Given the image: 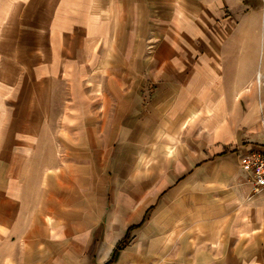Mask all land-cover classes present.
<instances>
[{"label":"crops","instance_id":"crops-1","mask_svg":"<svg viewBox=\"0 0 264 264\" xmlns=\"http://www.w3.org/2000/svg\"><path fill=\"white\" fill-rule=\"evenodd\" d=\"M263 145L264 0H0V264H264Z\"/></svg>","mask_w":264,"mask_h":264},{"label":"built area","instance_id":"built-area-1","mask_svg":"<svg viewBox=\"0 0 264 264\" xmlns=\"http://www.w3.org/2000/svg\"><path fill=\"white\" fill-rule=\"evenodd\" d=\"M242 165L252 172V188L254 192L264 190V145L252 149L241 158Z\"/></svg>","mask_w":264,"mask_h":264},{"label":"rangeland","instance_id":"rangeland-1","mask_svg":"<svg viewBox=\"0 0 264 264\" xmlns=\"http://www.w3.org/2000/svg\"><path fill=\"white\" fill-rule=\"evenodd\" d=\"M117 164V163H116ZM147 163H144V166L146 165ZM122 168H119L118 170H115L114 173H112V199L110 201H108V209L109 210H114L115 208V205L116 204H119L120 202L119 201H116L114 199V197H119V194L121 195L122 193L124 194L126 191H125V188L126 186H124V184H121L119 183V185L117 186L116 184H114L115 182V178H118L116 177V172L117 174H120V173H125L127 170L130 172L131 170L129 168H127V166H130L131 163H123V164H120ZM128 172V174H129ZM121 178H125V176L121 177ZM118 189V190H117ZM116 191H118V195H115ZM105 220L108 222V217L105 218ZM127 241L129 240V236L126 237Z\"/></svg>","mask_w":264,"mask_h":264},{"label":"trees","instance_id":"trees-1","mask_svg":"<svg viewBox=\"0 0 264 264\" xmlns=\"http://www.w3.org/2000/svg\"><path fill=\"white\" fill-rule=\"evenodd\" d=\"M126 242H127V239H124V240L122 241V243L120 244V246H118V248L116 249L115 253H116L118 250H120V249L125 245Z\"/></svg>","mask_w":264,"mask_h":264}]
</instances>
